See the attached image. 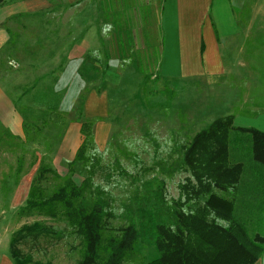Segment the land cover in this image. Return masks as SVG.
Segmentation results:
<instances>
[{
    "label": "rangeland",
    "instance_id": "1",
    "mask_svg": "<svg viewBox=\"0 0 264 264\" xmlns=\"http://www.w3.org/2000/svg\"><path fill=\"white\" fill-rule=\"evenodd\" d=\"M47 1V8L16 14L1 23L3 27L0 25L5 42L9 38L5 28L13 35L0 52V88L21 122L20 111L24 110L27 122H35L38 128L45 125L40 132L31 126L30 137L26 138L23 131L20 137L8 131L0 111V225L6 230V233L0 230V236L6 238L4 234L8 233L12 236L24 223L51 225L64 231V237L56 240L42 236L21 244L22 251L31 255L29 264H79L82 242L63 217L53 219L35 211L23 214L20 209L42 165L54 169L60 176L46 174L39 179L37 185L44 195L51 193L68 175V164L83 138L77 117L84 100L82 120L93 122L87 154L97 158L100 165L93 180L109 192L114 215L105 223L106 233L125 226L129 210L137 222L139 238L143 244L152 245L155 225L158 222L170 225L171 201L178 197V186L189 175L181 165L182 146L215 118L229 112L215 94L226 88L207 83L204 76H189L186 71L177 75L163 72L160 65L162 30L160 24L153 22V17L145 16L143 23L133 25L123 21V28L115 29L108 0H79L71 4L67 3L70 0ZM155 11L158 15L159 7ZM250 26L252 30L264 32L262 18L261 24ZM116 35H119L117 42L113 39ZM83 36L90 38L85 52H91L93 58H100L102 62L94 65L90 60L84 61L86 53L82 55L79 69L84 73L85 87L67 98L64 92L59 104V110L64 113L55 116L43 104L44 94L50 87L58 90L57 82H53L60 76L58 69H64L72 43ZM114 42L125 44L126 54L119 58L120 77L111 79L107 69L100 80L92 69L102 68L104 54L111 57ZM246 51L249 54L233 56L236 69L227 72L233 98L236 93L242 98L244 93L250 95L254 89H259L251 86L253 76L264 78V44L256 56L249 46ZM174 61L175 55L170 50L164 66L168 68ZM141 69L152 73L145 77ZM54 70L56 72L52 73ZM155 75L160 76L158 81L154 80ZM29 86L33 89L25 93ZM67 89L65 87L64 91ZM7 109L9 107H4L5 112ZM238 161L244 164L242 179L256 183V179L250 178L253 173L249 146L243 135L231 132L229 162ZM87 165L82 161L73 165L72 178L76 183L86 176ZM141 247L133 261L141 259ZM123 264L133 263L129 260Z\"/></svg>",
    "mask_w": 264,
    "mask_h": 264
},
{
    "label": "trees",
    "instance_id": "2",
    "mask_svg": "<svg viewBox=\"0 0 264 264\" xmlns=\"http://www.w3.org/2000/svg\"><path fill=\"white\" fill-rule=\"evenodd\" d=\"M14 1L0 0V5ZM212 25L215 30V25ZM5 32L9 38L4 46L13 36L9 29L5 28ZM160 49L162 50V44ZM3 50L5 47L0 52ZM202 52L201 42L200 54ZM90 54L91 52L85 54L84 61L90 60L94 65L102 62L100 58H93ZM158 57L157 53L156 60ZM109 58L110 56L104 54L102 68L95 66L92 69L95 75L99 74L100 80L108 68ZM62 71L63 67L58 69V72ZM54 72L56 71H52ZM78 72L81 77L84 76L81 68ZM140 72L145 77L152 73L146 69H141ZM159 79L160 76H154L155 81ZM56 81L55 77L53 82ZM32 89L33 86H29L24 92ZM64 92L50 87L44 94L46 101L43 104L55 116L64 113L59 110ZM84 103L82 100L77 117L81 121L79 132L83 138L73 160L68 164V175L61 179V183L51 193L44 195L41 186L37 185L39 179L45 178L46 174L57 178L60 176L54 169L42 165L32 181L28 198L20 212L24 214L35 211L53 219L63 217L82 242L79 264H123L129 260L133 264H142L140 260L133 261L138 254L135 245L139 232L132 212L127 211L125 226L115 228L111 234L106 233L105 223L114 215L109 204V192L93 180L100 165L97 158L87 154L93 122L82 120ZM20 113L26 138L30 137L31 126L37 132L45 127L43 125L38 128L35 122H27L24 110ZM233 118L232 114L215 118L182 146L181 165L189 175L179 184L178 197L171 201L170 225L163 222L155 225L151 241L158 251V257L146 264H254L264 252V235L258 231L251 232L246 223L234 213L236 194L239 188L246 187V182L242 179L244 164L240 161L229 162L230 134L238 132L249 146L253 162L252 173L257 176L255 189H251L250 193L257 195L258 206H264V132L254 127L234 126ZM44 123L47 125L49 121ZM77 161L88 163L86 176L79 184L72 178L73 165ZM136 209H139V205ZM42 236L60 240L64 237V231L45 223L32 222L22 224L12 234L9 252L16 264H29L32 259L29 252L22 251L20 245L29 240L36 241Z\"/></svg>",
    "mask_w": 264,
    "mask_h": 264
},
{
    "label": "crops",
    "instance_id": "3",
    "mask_svg": "<svg viewBox=\"0 0 264 264\" xmlns=\"http://www.w3.org/2000/svg\"><path fill=\"white\" fill-rule=\"evenodd\" d=\"M76 1L79 0H70L67 3ZM108 5L115 29L123 28V21L133 25L138 22L143 23L145 16L153 17V22L160 24L162 29L163 44L160 60L162 71H171L173 75L186 71L189 76L196 78L204 76L207 83L212 82L216 87L226 88L227 92L222 90L215 94L229 110L226 115H233V125L254 127L264 132V78L253 76L251 86L259 89H254L250 95L242 94V98L239 97V93H236L233 98L231 96L233 89L229 85V74H227L236 69L233 65L235 60L233 56L249 54L246 51L248 46L254 50V56L260 54L257 50L264 44V32L252 30L250 24L252 26L254 23L261 24V18L264 23V0H108ZM47 7V0H15L9 4L0 5V24L16 14L30 13ZM157 7H159L158 15L155 11ZM246 15L248 16L245 17ZM212 24L215 25V30ZM113 39L119 40V35L114 36ZM86 41H90V38L83 36L78 42L72 43L68 53L69 61L56 81V89L68 88L65 91V98L68 95L77 94L78 90L85 87V81L79 75L78 69L83 62L82 55L86 53ZM201 42L202 54H200ZM4 44L5 36L0 31V49ZM124 46L120 42L115 43V50L111 46L112 54L107 68L108 77L111 79L118 78L117 75L120 77L121 60L119 58L122 54H126L123 51ZM170 50H173L175 61L166 68L164 65ZM248 85L250 86V82ZM91 95L88 98H91ZM4 107L9 109L5 112ZM0 111L8 131L21 137L23 131L21 118L10 108V103L1 88ZM250 176L253 180L257 177L254 174ZM245 182L246 187L239 188L236 194L234 213L238 219L246 223L251 232L261 233L264 229V206H258L257 195L250 193L251 189H255L256 183L253 181L252 184L250 180ZM0 230L6 233L2 225ZM8 234H4L6 238L0 236V264H16L9 252L11 235ZM139 247H141L139 256L142 264L158 257L155 246L149 242L143 244L138 237L136 251ZM254 264H264V252Z\"/></svg>",
    "mask_w": 264,
    "mask_h": 264
}]
</instances>
